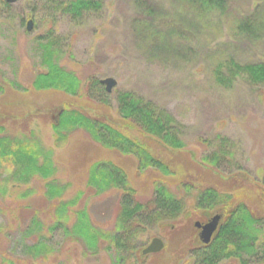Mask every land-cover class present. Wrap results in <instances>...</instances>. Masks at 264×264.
I'll use <instances>...</instances> for the list:
<instances>
[{"label": "rangeland", "instance_id": "1", "mask_svg": "<svg viewBox=\"0 0 264 264\" xmlns=\"http://www.w3.org/2000/svg\"><path fill=\"white\" fill-rule=\"evenodd\" d=\"M60 1L65 3L68 0ZM148 1L154 15L147 19L137 0H103L102 10L86 12L76 18L53 0H18L13 3L0 0V86L3 87L0 90V110L5 112L0 120H8L12 134L34 128L45 144L52 145L55 143L52 122L57 118L60 103L67 99L84 107L94 103V99L87 96L76 100L58 90H24L23 86L28 85L34 74L45 70L42 43L38 38L52 40L61 64L77 72L85 88L89 89V76L117 80L110 92L102 83L103 94L111 104L102 108L112 115H116V96L120 90L144 95L173 114L186 146L181 152H166L165 156L173 161L178 176L185 177L189 183L216 184L220 189L227 183L235 184V193L264 219V89L244 80L225 88L216 83L213 74L216 64L228 56L241 61L264 60V41L239 39L232 30L235 17L252 12L258 2L264 8V0H229L227 14L213 15L209 19L191 16L183 0ZM30 20L33 26L29 30ZM173 27L179 32L169 35L167 30ZM153 29L159 30L160 34L149 36ZM161 39L172 46L179 42L184 51L177 56L166 47L160 48ZM90 89L92 96H98L100 88ZM41 107L48 113H36L37 117L26 114ZM27 119L31 122L29 126ZM220 137L229 141L224 147L229 154L221 173L233 175L229 178L222 176L224 179L221 174L209 172L200 162L202 156L221 148ZM56 151L61 179L73 181V189L86 186L89 159L109 155L116 161L127 163L132 183L140 188L141 194L149 196L152 193V185L146 177L142 180L136 177H141L142 173L138 172L137 160L133 156L123 158L114 156L113 152L107 154L84 129L72 132ZM11 172L8 165L0 167V178L2 175L8 177ZM177 175L168 178L174 188L178 185ZM120 197L121 191L113 190L93 200L85 196L81 205L91 199L88 207L94 223L109 227L117 214ZM13 199V196L0 197V225H7L5 216L10 217L8 221L12 224V228L0 233V264H9V257L14 258L15 264H20L17 259L25 243L24 227L12 213ZM36 199L40 205L37 207L40 220L44 224L42 236L36 231V234L27 236V241L42 238L52 250L34 264H112L111 251L101 248L99 254L90 255L82 241L65 235L63 229L50 230L51 207L48 208L43 195ZM193 203L194 200H190L188 213L181 217L174 228L176 230L171 226H153L149 233L139 237L137 256H131L132 262L188 264V250L197 242L192 240L193 236L186 235L190 231L187 226L195 221L207 222L212 217L204 210L193 211ZM8 204L11 207L6 206ZM195 234L199 241V229L196 228ZM155 236L164 240L165 247L159 253L140 256ZM221 264L237 263L225 261Z\"/></svg>", "mask_w": 264, "mask_h": 264}, {"label": "trees", "instance_id": "2", "mask_svg": "<svg viewBox=\"0 0 264 264\" xmlns=\"http://www.w3.org/2000/svg\"><path fill=\"white\" fill-rule=\"evenodd\" d=\"M53 1L63 5L65 12L75 18L86 12L100 11L104 7L103 0H68L65 3L60 0ZM183 1L190 15L200 19L227 14L230 9L229 0ZM137 2L142 6L144 17L148 19L154 15L148 0ZM253 9L252 12L235 17L232 30L239 39L264 41L263 4L258 2ZM153 30V33L149 32V36L160 34L159 30ZM167 31L169 35L179 32L174 27ZM163 36L165 38V33ZM38 40L42 43L45 70L34 74L28 85L23 86L24 90H58L76 100L87 96L90 100L94 99V103L85 107L74 105V101L70 99L60 103L57 118L52 122L55 136V143L52 145L45 144L34 128L12 134L8 120H0V167L8 165L12 168L8 177L2 175L0 178V197L7 199L13 196L17 203H11L14 211L12 213L16 215L15 220L24 227L22 232L25 241L20 258L17 259L20 264H34L38 258L45 257L52 250L49 243L42 238L30 239V243L27 241V236L36 234V231L42 236L40 234L44 224L40 220V211L37 209L40 205L36 199L39 195H43L48 208L51 207L50 230L63 229L65 235L82 241L90 255L99 254L101 248L111 251L112 264H144L138 260L132 262L131 257L137 256L139 237L149 233L153 226H171L174 229L180 223L181 217L188 213L187 205L190 200H194L193 211L204 210L212 215L218 212L222 214V219L209 243H204L201 239L198 241V236L193 235L196 231L195 223L187 226L190 231L186 235L193 236L192 240L197 242L188 250V264L264 262V219L235 193L236 185L227 183L224 186L227 189H220L216 184L203 181L189 183L173 169V161L165 153L181 152L186 143L176 118L168 109L137 92L120 90L116 96V115H112L106 108H102L103 105L111 104L109 98L103 94L105 90L101 79L89 76V89L85 88L80 75L61 64V57L53 41H43L42 37ZM159 44L160 48L166 47V50L177 56L184 51L179 42L172 46L170 42L161 39ZM213 74L216 83L225 88L233 87L239 80H244L264 89L263 59L251 62L228 56L216 64ZM91 87L100 88L97 97L92 96ZM33 111L35 113L32 114ZM32 112L26 113L28 117H37L36 113H48L42 107ZM4 113L1 109L0 116H4ZM27 120L29 126L31 122L30 119ZM78 129L88 131L107 154L113 152L114 156L123 158L133 156L137 160L138 172L142 173L141 177H136L139 180L146 177L152 185L151 195L141 194L140 188L132 183L127 163L116 161L109 155L89 159L85 187L73 189V181L62 180L61 168L56 160V148H60L70 134ZM220 138L221 148L205 154L200 162L209 172L229 178L233 175L221 173L222 164L229 154L224 147L229 141ZM176 175L179 180L177 188H174L168 178ZM262 181L264 183V173ZM113 190L121 191L117 214L109 227L98 226L89 212L90 200ZM85 196L91 199L89 203L86 200L81 205ZM6 206L11 207L10 204ZM5 218L7 225H0V233L12 228L8 221L10 217ZM140 256L145 257L146 254L142 253ZM8 259L9 264H15L13 257Z\"/></svg>", "mask_w": 264, "mask_h": 264}, {"label": "water", "instance_id": "3", "mask_svg": "<svg viewBox=\"0 0 264 264\" xmlns=\"http://www.w3.org/2000/svg\"><path fill=\"white\" fill-rule=\"evenodd\" d=\"M9 3L16 2L18 0H6ZM33 21L28 23V29H32ZM106 85L107 91H112L113 87L117 84V80L113 77H107L101 80ZM221 220V214L214 215L207 223L203 224L201 221L196 222V226L201 229L200 238L204 243H209L218 228ZM165 246V242L161 237H154L152 241L143 249L144 254L160 252Z\"/></svg>", "mask_w": 264, "mask_h": 264}, {"label": "flooded vegetation", "instance_id": "4", "mask_svg": "<svg viewBox=\"0 0 264 264\" xmlns=\"http://www.w3.org/2000/svg\"><path fill=\"white\" fill-rule=\"evenodd\" d=\"M199 232H200V230H199Z\"/></svg>", "mask_w": 264, "mask_h": 264}]
</instances>
